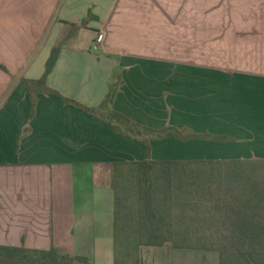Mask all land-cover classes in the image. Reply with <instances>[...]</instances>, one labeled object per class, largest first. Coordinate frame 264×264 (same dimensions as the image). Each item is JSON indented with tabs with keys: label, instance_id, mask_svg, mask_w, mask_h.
I'll return each mask as SVG.
<instances>
[{
	"label": "crops",
	"instance_id": "1",
	"mask_svg": "<svg viewBox=\"0 0 264 264\" xmlns=\"http://www.w3.org/2000/svg\"><path fill=\"white\" fill-rule=\"evenodd\" d=\"M198 3L208 20L235 4L233 26L197 29ZM90 12L98 19L83 25ZM197 37L204 58L177 55ZM59 44L50 88L89 108L112 89L115 110L182 132L152 137V160L264 159V0H0V245L115 264L113 166L148 159L141 140L76 103L53 92L33 103L22 78H41ZM142 258L219 264L173 242L144 246Z\"/></svg>",
	"mask_w": 264,
	"mask_h": 264
},
{
	"label": "trees",
	"instance_id": "2",
	"mask_svg": "<svg viewBox=\"0 0 264 264\" xmlns=\"http://www.w3.org/2000/svg\"><path fill=\"white\" fill-rule=\"evenodd\" d=\"M91 18L98 19L90 12L82 24L86 25ZM61 51V44L53 47L41 78H22L34 104L35 94L38 92H53L64 98L58 91L48 86V76L53 71ZM0 68L6 67L0 63ZM111 94L112 89L102 103L94 108L85 107L70 98L64 99L100 116L107 121L112 130L141 140L147 148V160L117 162L113 166L110 185L114 191L115 204L114 231L117 252L115 264H144L143 247L162 246L166 242H173L180 248L215 250L196 243H183L187 239L192 240L191 235L183 237L186 239H179L187 231H182L180 226H177L178 222L183 221V216H179L174 207L178 202L200 200L199 203H202L203 199H209V196L216 194L214 186L219 189L223 185L226 186V183L230 193L238 192L242 188L244 191L240 208L234 202L228 201V198L222 197V200L227 201L226 206L228 205L226 218L232 221L237 238L252 245L264 242V173H261L259 170L261 168H258L257 164L252 165L263 163L264 159L154 161L151 158V138L181 137L182 132L175 127L155 130L136 122L112 107ZM205 136L208 135H193ZM172 219L177 220V223ZM219 254V264H224V253L219 251ZM252 260L250 264H264L260 260L253 258ZM0 264L93 263L87 257L64 252L55 245L48 249L0 245Z\"/></svg>",
	"mask_w": 264,
	"mask_h": 264
},
{
	"label": "rangeland",
	"instance_id": "3",
	"mask_svg": "<svg viewBox=\"0 0 264 264\" xmlns=\"http://www.w3.org/2000/svg\"><path fill=\"white\" fill-rule=\"evenodd\" d=\"M213 8L214 10L218 9L220 11V5L214 3ZM235 9V4L227 3L225 10H221L219 18L208 20L210 16L208 15L209 17H206L205 13V11H209L208 8L206 9L204 4L198 3L197 19L194 23L195 27H197V29H204L206 26H209L210 23L211 27L214 28H226L227 25L231 26L232 24H229L228 22H235V17H232L234 20L231 19V13H233ZM224 14L227 15V20L221 18V15ZM186 27H188V25H186ZM196 39V43H193L190 46L187 45L186 47H181L182 52H178L177 55L180 54L181 57H187L191 54L195 55L194 57L197 58H204V45L198 40V37ZM165 54L172 55V52ZM4 70L8 71L7 68ZM255 164H257L256 166L258 168H261L259 169L261 173H264V162L253 163L252 165ZM213 190L216 191V194L209 196V199H203L204 201L202 203H199L200 200H194V204V201L178 202L176 204L174 210L179 216H183V221L178 223L175 219H172V221L177 223V226H180L182 231H187V233L185 235L183 234L179 239L191 235L192 240L187 239L186 242L183 243H196L197 245L200 244L202 247L215 249L212 251L216 252L218 255H220L219 251H222L224 253V264H250V261H253L252 258L264 263V242H257L252 245L246 240L238 239L237 233L233 231L232 221L227 220L226 218L228 205L226 206L227 201L222 200V197L225 199L228 198V201L234 202L237 207L240 208L243 200V188L238 192L233 190L234 193H230L228 183H226V186L223 185V187H220L219 189L214 186Z\"/></svg>",
	"mask_w": 264,
	"mask_h": 264
}]
</instances>
